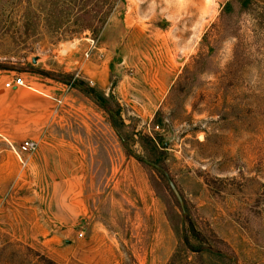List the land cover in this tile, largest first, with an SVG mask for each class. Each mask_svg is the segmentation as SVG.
I'll use <instances>...</instances> for the list:
<instances>
[{
    "label": "rangeland",
    "instance_id": "obj_1",
    "mask_svg": "<svg viewBox=\"0 0 264 264\" xmlns=\"http://www.w3.org/2000/svg\"><path fill=\"white\" fill-rule=\"evenodd\" d=\"M226 1L0 0V264H264V5Z\"/></svg>",
    "mask_w": 264,
    "mask_h": 264
},
{
    "label": "built area",
    "instance_id": "obj_2",
    "mask_svg": "<svg viewBox=\"0 0 264 264\" xmlns=\"http://www.w3.org/2000/svg\"><path fill=\"white\" fill-rule=\"evenodd\" d=\"M88 54V53H87ZM28 83L25 81V78L21 74H16L13 76L11 79L7 80L5 85L7 87H14L18 85H27ZM38 145V142L35 139L32 138H27L22 141L20 144V147L18 149L23 152V151H31L34 150ZM80 236H83L84 233L81 232L79 234Z\"/></svg>",
    "mask_w": 264,
    "mask_h": 264
},
{
    "label": "trees",
    "instance_id": "obj_3",
    "mask_svg": "<svg viewBox=\"0 0 264 264\" xmlns=\"http://www.w3.org/2000/svg\"><path fill=\"white\" fill-rule=\"evenodd\" d=\"M247 1H252V2H255V3H257V4H262V5H264V3H261V2H259V1H257V0H247ZM232 3H234V0H227L226 3H225V5H224V8L227 7V6H230ZM80 82H82V81H80ZM82 83H83V82H82ZM84 84H85V83H84ZM89 89H90V90H94L95 87H89ZM96 96H97L98 98H101V96H100L99 94H97ZM28 249H30L32 252H34L35 255H37V257H38L39 259H41L42 261L45 262V264H59V263L56 262L54 259H52V258H50V257H48V256H46V255H43V254H41L40 252H38V251H36V250H34V249L30 248V247H29ZM195 251H196V250H195ZM197 253H200L199 250H198ZM187 259H188V258H187ZM167 264H176V263H175V256H174V258L171 260V262H169V263H167Z\"/></svg>",
    "mask_w": 264,
    "mask_h": 264
},
{
    "label": "crops",
    "instance_id": "obj_4",
    "mask_svg": "<svg viewBox=\"0 0 264 264\" xmlns=\"http://www.w3.org/2000/svg\"><path fill=\"white\" fill-rule=\"evenodd\" d=\"M223 2H225L226 0H222ZM257 1H259V2H261V3H264V0H257ZM222 2V3H223ZM21 86L22 85H18V86H14V87H7V88H10L11 89V92H12V94H15V95H18V93L21 95V92L22 93H24L25 91L23 90L22 91V88H21ZM24 86H26V85H24ZM13 101V100H12ZM14 106H16V105H18V103H21L22 104V102H18L17 103V101L16 100H14ZM4 108V107H3ZM3 114V112H2V110H0V120H1V115ZM17 134H19V131H18V133ZM24 139H27V138H32V139H35L34 137H33V135H26L25 137H23ZM23 139V140H24Z\"/></svg>",
    "mask_w": 264,
    "mask_h": 264
},
{
    "label": "water",
    "instance_id": "obj_5",
    "mask_svg": "<svg viewBox=\"0 0 264 264\" xmlns=\"http://www.w3.org/2000/svg\"><path fill=\"white\" fill-rule=\"evenodd\" d=\"M34 61H36V57H34ZM142 160H143L145 163L149 164L150 166H153V167H155V168H157V169L163 170L161 166H159L158 164H156L155 162H153V161H151V160H149V159L143 158ZM165 174H166L167 178L170 180V176H169V174H168V173H165Z\"/></svg>",
    "mask_w": 264,
    "mask_h": 264
}]
</instances>
